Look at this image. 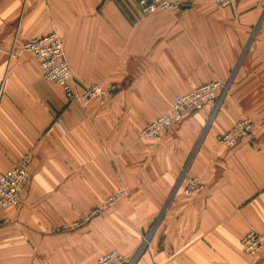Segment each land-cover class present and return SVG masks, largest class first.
Returning <instances> with one entry per match:
<instances>
[{"label":"crops","instance_id":"0c3cea01","mask_svg":"<svg viewBox=\"0 0 264 264\" xmlns=\"http://www.w3.org/2000/svg\"><path fill=\"white\" fill-rule=\"evenodd\" d=\"M137 1L0 0V176L25 156L31 173L21 204L0 210V264H96L112 251L134 264H264L241 246L250 230L264 239V0L152 15ZM52 32L79 91L119 90L70 107L24 52ZM212 82L228 85L218 105L138 141L176 96ZM241 118L255 144L221 146ZM184 170L204 184L197 195H184Z\"/></svg>","mask_w":264,"mask_h":264},{"label":"built area","instance_id":"2783aa9c","mask_svg":"<svg viewBox=\"0 0 264 264\" xmlns=\"http://www.w3.org/2000/svg\"><path fill=\"white\" fill-rule=\"evenodd\" d=\"M240 0H214L220 8H227L237 4ZM137 7L143 15H152L157 12H179L183 9L182 0H138ZM24 52L31 54L39 64L44 80L60 87L68 105H85L92 99H107L119 90L117 84L102 85L91 84L83 92L79 91L73 82V71L66 58L62 39L56 32L44 37L29 40L24 46ZM228 85L221 82H212L200 86L186 94L174 98L168 113L159 116L149 123L139 134L138 141L147 143L158 139L161 134L173 126L180 124L188 113H196L205 109L210 103L218 105ZM57 124L62 126V120ZM255 144L254 124L249 118H241L231 130L217 138L221 146L236 147L240 141ZM31 178L29 170V157H23L13 169L0 176V210L7 211L21 204L22 194ZM181 185L184 186V195L192 197L204 189L202 181L195 176H190L184 170L181 176ZM128 196V191L121 188L111 195L90 216L94 217L108 210L113 204ZM3 220L0 219V228ZM244 252L251 258L264 260V239L256 231L250 230L241 240ZM135 259L128 260L120 252L112 251L101 255L96 264H134Z\"/></svg>","mask_w":264,"mask_h":264},{"label":"trees","instance_id":"16d2710c","mask_svg":"<svg viewBox=\"0 0 264 264\" xmlns=\"http://www.w3.org/2000/svg\"><path fill=\"white\" fill-rule=\"evenodd\" d=\"M209 106H216V104L210 103ZM204 110V109H203ZM200 112V111H199Z\"/></svg>","mask_w":264,"mask_h":264},{"label":"rangeland","instance_id":"374dc122","mask_svg":"<svg viewBox=\"0 0 264 264\" xmlns=\"http://www.w3.org/2000/svg\"><path fill=\"white\" fill-rule=\"evenodd\" d=\"M126 258V257H125ZM128 259V258H127ZM128 260H131V259H128Z\"/></svg>","mask_w":264,"mask_h":264},{"label":"bare ground","instance_id":"6f19581e","mask_svg":"<svg viewBox=\"0 0 264 264\" xmlns=\"http://www.w3.org/2000/svg\"><path fill=\"white\" fill-rule=\"evenodd\" d=\"M108 99V98H107ZM155 141V140H154Z\"/></svg>","mask_w":264,"mask_h":264}]
</instances>
